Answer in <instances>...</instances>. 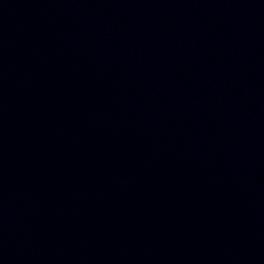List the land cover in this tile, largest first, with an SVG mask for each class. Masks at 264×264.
Masks as SVG:
<instances>
[{"label":"water","instance_id":"obj_1","mask_svg":"<svg viewBox=\"0 0 264 264\" xmlns=\"http://www.w3.org/2000/svg\"><path fill=\"white\" fill-rule=\"evenodd\" d=\"M0 264H264V214L38 0H0Z\"/></svg>","mask_w":264,"mask_h":264}]
</instances>
